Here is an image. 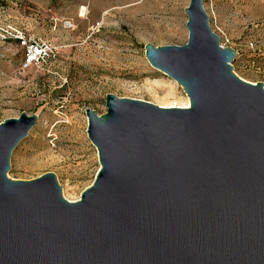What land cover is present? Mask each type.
Masks as SVG:
<instances>
[{
	"label": "water",
	"instance_id": "water-1",
	"mask_svg": "<svg viewBox=\"0 0 264 264\" xmlns=\"http://www.w3.org/2000/svg\"><path fill=\"white\" fill-rule=\"evenodd\" d=\"M185 12L184 44L144 48L189 105L86 107L99 168L79 199L53 172L10 178L38 116L0 122V264H264V82L236 74L203 0Z\"/></svg>",
	"mask_w": 264,
	"mask_h": 264
},
{
	"label": "rangeland",
	"instance_id": "rangeland-1",
	"mask_svg": "<svg viewBox=\"0 0 264 264\" xmlns=\"http://www.w3.org/2000/svg\"><path fill=\"white\" fill-rule=\"evenodd\" d=\"M189 0H0V25L25 32L43 58L26 65V46L0 41V122L22 111L38 116L14 148L8 176L53 172L77 200L99 168L85 108L105 112L112 93L154 104L183 88L154 68L144 45L184 44ZM220 43L236 51L240 77L264 82V0H203ZM83 9V11H82ZM83 12V13H82Z\"/></svg>",
	"mask_w": 264,
	"mask_h": 264
},
{
	"label": "built area",
	"instance_id": "built-area-1",
	"mask_svg": "<svg viewBox=\"0 0 264 264\" xmlns=\"http://www.w3.org/2000/svg\"><path fill=\"white\" fill-rule=\"evenodd\" d=\"M12 41L15 40L20 46H26L24 54V63L26 65L36 63L39 59L43 58V47L35 41H30L24 31L20 29H14L10 26L0 25V41ZM222 46H224L222 44Z\"/></svg>",
	"mask_w": 264,
	"mask_h": 264
},
{
	"label": "bare ground",
	"instance_id": "bare-ground-1",
	"mask_svg": "<svg viewBox=\"0 0 264 264\" xmlns=\"http://www.w3.org/2000/svg\"><path fill=\"white\" fill-rule=\"evenodd\" d=\"M158 105L162 107H186L189 105V99L187 96L185 99H176L174 98V93L169 90V92L167 91L161 98V102H159Z\"/></svg>",
	"mask_w": 264,
	"mask_h": 264
}]
</instances>
